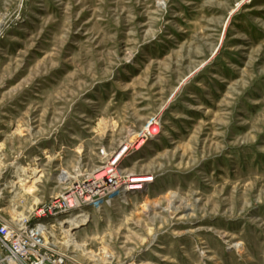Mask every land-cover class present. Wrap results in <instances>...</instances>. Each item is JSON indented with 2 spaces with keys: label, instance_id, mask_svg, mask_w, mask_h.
Segmentation results:
<instances>
[{
  "label": "rangeland",
  "instance_id": "rangeland-1",
  "mask_svg": "<svg viewBox=\"0 0 264 264\" xmlns=\"http://www.w3.org/2000/svg\"><path fill=\"white\" fill-rule=\"evenodd\" d=\"M155 115L125 164L155 183L90 210L76 261L264 264V0H0V221Z\"/></svg>",
  "mask_w": 264,
  "mask_h": 264
},
{
  "label": "built area",
  "instance_id": "built-area-1",
  "mask_svg": "<svg viewBox=\"0 0 264 264\" xmlns=\"http://www.w3.org/2000/svg\"><path fill=\"white\" fill-rule=\"evenodd\" d=\"M162 132L161 116L155 115L111 152L101 149L94 167L80 162L71 170L60 169L55 178L60 188L57 196L37 206L29 218L0 221V264H79L71 251L69 221L90 216L74 233L91 222L90 210L101 212L128 195L148 190L156 177L149 183H134L138 177L128 173L125 164Z\"/></svg>",
  "mask_w": 264,
  "mask_h": 264
},
{
  "label": "bare ground",
  "instance_id": "bare-ground-1",
  "mask_svg": "<svg viewBox=\"0 0 264 264\" xmlns=\"http://www.w3.org/2000/svg\"><path fill=\"white\" fill-rule=\"evenodd\" d=\"M18 170H19V169H18ZM21 170L25 173L27 182H29L31 178H34V177H33L34 175H31V174L29 173V171L26 170L25 168H21ZM22 171H21V172H22ZM24 173H23V174H24ZM35 173H36V172H35ZM35 173H34V174H35ZM25 175H24V177H25ZM36 176H38V175L36 174ZM35 179H36V178H35ZM133 182H134V183H138V184H140V183H149V182H151V179H140V178H136L135 180H133ZM171 202H172V204H173L174 206H175L176 204H178V206L181 207V208H184V209H189V208H190L189 203L185 202L184 199H181V197H179V196H174ZM88 218H90V216H89V215H86V216H84V217L82 218V220H79V219H72L71 221H69V222H70V225H71V228H70V229L68 230V232H67V233L69 234V237H70V234H71L72 237H74V239L76 240V238H75V236H74V233H73V230L76 229V228H78L79 225H80V223H82V222H86ZM70 241H71V243H72L73 245H75V246L77 245V243H75L74 240H73V238H71V237H70ZM93 256H94V255H93Z\"/></svg>",
  "mask_w": 264,
  "mask_h": 264
}]
</instances>
